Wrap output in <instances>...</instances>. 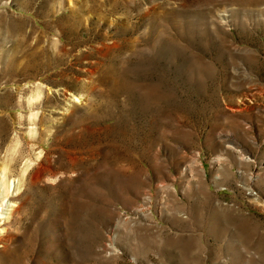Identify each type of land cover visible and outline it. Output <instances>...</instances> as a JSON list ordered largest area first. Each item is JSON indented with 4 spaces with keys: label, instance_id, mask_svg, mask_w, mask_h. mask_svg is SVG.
I'll return each mask as SVG.
<instances>
[{
    "label": "rangeland",
    "instance_id": "rangeland-1",
    "mask_svg": "<svg viewBox=\"0 0 264 264\" xmlns=\"http://www.w3.org/2000/svg\"><path fill=\"white\" fill-rule=\"evenodd\" d=\"M0 264H264V0H0Z\"/></svg>",
    "mask_w": 264,
    "mask_h": 264
}]
</instances>
